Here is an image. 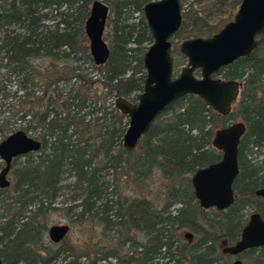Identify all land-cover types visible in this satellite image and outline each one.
Instances as JSON below:
<instances>
[{
  "label": "trees",
  "instance_id": "trees-1",
  "mask_svg": "<svg viewBox=\"0 0 264 264\" xmlns=\"http://www.w3.org/2000/svg\"><path fill=\"white\" fill-rule=\"evenodd\" d=\"M94 1L0 0V133L6 137L19 130V122L20 130L30 135L33 130L31 136L41 143L37 152L23 155L24 164L17 163L19 157L13 160L9 186L0 188V258L4 264H37V258L48 264L63 254L60 264H81V258L87 264H220L221 244L238 240L250 215L247 210L253 208L264 219V199L254 193L264 187V174L246 156L252 147H264V34L248 57L217 73L242 82L228 115L217 114L196 95H185L127 151L122 136L128 118L115 108L114 99L134 101L143 89V55L151 37L142 7L152 0H104L109 8V56L102 65L93 62L84 44V23ZM240 1L232 0V6ZM192 17L193 23L201 20L182 10L174 38L208 37L226 23L206 30L198 26L190 34ZM177 56L174 68L185 59ZM35 60L47 63L37 65ZM81 61L90 64V72ZM237 117L246 130L238 145L234 202L223 211L203 210L191 176L221 158L212 137ZM154 171L161 179L158 207L149 198L124 195L122 186L140 192ZM65 172L74 177L76 190L68 209L79 208L78 221L97 223L104 237L106 231L113 234L93 245L74 244L66 236L53 256L49 249L36 247L47 232V215ZM240 259L242 264H264L263 248L248 249Z\"/></svg>",
  "mask_w": 264,
  "mask_h": 264
},
{
  "label": "water",
  "instance_id": "water-1",
  "mask_svg": "<svg viewBox=\"0 0 264 264\" xmlns=\"http://www.w3.org/2000/svg\"><path fill=\"white\" fill-rule=\"evenodd\" d=\"M142 14L151 37L143 55V89L134 101L122 96L114 99L115 108L128 118L122 136V147L127 151L134 150L157 117L185 95H196L217 114L228 115L240 96L242 82L224 79L217 73L239 58L248 57L264 34V0H241L233 19L216 33L179 43V52L185 57L186 64L174 75L171 40L181 27L182 1L152 0L143 5ZM108 15V6L96 0L90 5L84 23L89 54L96 65L104 64L109 56V46L104 39ZM197 71L199 75H196ZM245 130L242 121L215 130L211 145L221 152V158L197 169L190 179L194 196L203 210L223 211L234 202L233 182L239 173L238 145ZM40 147L38 139L20 129L0 141V161L4 164L0 170V188L9 186L7 174L13 160L37 152ZM254 193L264 198V187ZM69 231V225L55 224L47 229V236L52 243H59ZM184 236L193 237L190 232H185ZM255 247L263 248L264 257V219L253 211L238 240L224 245L222 252L235 256ZM241 263L236 259L232 264ZM0 264H4L1 258Z\"/></svg>",
  "mask_w": 264,
  "mask_h": 264
},
{
  "label": "rangeland",
  "instance_id": "rangeland-1",
  "mask_svg": "<svg viewBox=\"0 0 264 264\" xmlns=\"http://www.w3.org/2000/svg\"><path fill=\"white\" fill-rule=\"evenodd\" d=\"M101 3L106 4L104 0H99ZM238 6L235 8L232 6V0H183L182 10L183 11H193L197 14L198 17L201 18V20H196V23L194 22V17L190 19V24L188 25V32L190 34L193 33V30L196 29L198 26L206 30L207 26L210 27L212 25L218 24L219 21L224 20L225 22H228L233 19L234 14L237 11ZM106 32V29H105ZM186 36H189V34L182 35L181 37L173 38L172 41V52H173V59H175L176 55L177 57H180L179 54V43L182 39H185ZM104 39L108 43V40L105 38L104 33ZM88 48V39L84 43ZM89 51V48H88ZM46 60H35V64L41 65L46 64ZM186 64V59L182 60V64L178 66V68H174V75H177L180 69ZM81 67L86 71L90 72V64L88 62L83 63L80 62ZM222 77V76H220ZM12 89H14V86H11ZM135 95H131V98H133ZM17 109L20 110L22 106H20L17 102ZM30 105V104H28ZM241 121L240 117H237L233 120H230L228 124L232 122ZM3 124H0V127L2 128ZM17 128L22 126L21 123L16 124ZM34 135V132L32 130L31 132ZM31 134V135H32ZM5 135H2L0 133V141L4 138ZM247 159L250 161V163L255 166L259 167L261 169V173L264 174V147L258 146V147H252L250 151L246 154ZM27 161V157L20 156L17 159L18 164H24ZM8 179L11 180V175L7 176ZM74 177L72 174H69L68 172H65L62 175L61 179V189L58 192V196L54 200L51 206H53V209L49 211V214L47 215V226L48 228L51 225L55 224H67L70 227V231L67 235L68 242L76 243L75 241H79L80 243H83V245H93L94 242H99L98 244L104 243L108 237L112 236V232L106 231L105 237L103 236V230L101 226H99L97 223H91V222H80L77 219V213L79 211V208L75 209H68L69 206H72L74 203L73 196L76 193V190L73 187L74 183ZM161 179L158 176L157 172L154 171L152 174H150L146 179L143 180V182L140 185V189L142 191L137 192L135 189H133V186H122L124 187V195L126 196H133V197H146L149 198L151 201L155 202L157 204V207L159 206V202L161 197L158 194V190L160 187ZM143 190L145 192H143ZM147 190V192H146ZM253 211V208H250L247 210L248 214H250ZM188 229H182V234L187 232ZM105 239V240H104ZM62 247V244L59 243H52L48 236L47 232L44 234L42 239V244L37 245L36 249L43 250L49 249L50 255H53L59 251V248ZM44 252V250L42 251ZM62 256H65L64 254ZM61 257L58 259L54 257L48 264H60L61 263ZM218 263L220 264H231L232 260H230V257L228 255H225L222 253V255L219 257ZM37 264H41V258H37ZM81 264H87V260L84 258L80 259ZM100 264H114V260H108L106 262H99ZM20 264H25L24 262H20ZM251 264V263H250Z\"/></svg>",
  "mask_w": 264,
  "mask_h": 264
},
{
  "label": "flooded vegetation",
  "instance_id": "flooded-vegetation-1",
  "mask_svg": "<svg viewBox=\"0 0 264 264\" xmlns=\"http://www.w3.org/2000/svg\"><path fill=\"white\" fill-rule=\"evenodd\" d=\"M218 75V74H217ZM218 76H220V75H218ZM34 138V137H33ZM218 151V150H217ZM2 162V161H1ZM3 163V162H2ZM4 165V164H3ZM3 167V166H2ZM1 167V168H2ZM1 170V169H0ZM9 174V173H8ZM8 174H7V176H8ZM264 199V198H263ZM210 209H214V208H210ZM214 210H216V209H214ZM216 211H218V210H216ZM192 239H193V237H192ZM222 247H221V252H222V248L224 247V245H228V243H226L225 241H223L222 242ZM261 248V247H260ZM223 253V252H222ZM224 254V253H223ZM242 254V253H241ZM241 254H239V255H230V254H225V255H228L229 257H230V260H232V262H231V264L236 260V259H240V255ZM53 258V257H52ZM241 261H242V259H240ZM242 264V263H241Z\"/></svg>",
  "mask_w": 264,
  "mask_h": 264
}]
</instances>
